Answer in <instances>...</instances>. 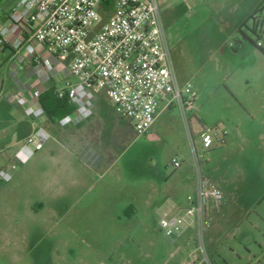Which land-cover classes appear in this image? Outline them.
<instances>
[{
	"label": "rangeland",
	"instance_id": "374dc122",
	"mask_svg": "<svg viewBox=\"0 0 264 264\" xmlns=\"http://www.w3.org/2000/svg\"><path fill=\"white\" fill-rule=\"evenodd\" d=\"M261 1L156 0L173 72L195 110L183 118L158 101L140 134L100 91L81 135L101 157L92 168L60 148L44 172L0 186V264H264V55L236 31L256 40L242 22ZM202 128H216L208 149ZM195 155L227 205L202 239L196 231L176 239L158 214L184 202ZM38 199L45 211L32 216L26 206Z\"/></svg>",
	"mask_w": 264,
	"mask_h": 264
},
{
	"label": "built area",
	"instance_id": "2783aa9c",
	"mask_svg": "<svg viewBox=\"0 0 264 264\" xmlns=\"http://www.w3.org/2000/svg\"><path fill=\"white\" fill-rule=\"evenodd\" d=\"M6 17L7 24L0 27V47L23 49L45 72L52 70V64L37 57L33 43L67 61L75 81H66L56 93L66 95L73 112L57 120L61 126L90 118L100 91L120 119L140 134L151 127L158 101H165L166 108L174 103L183 118L195 110L194 94H182L173 72L156 0H16ZM259 28H264V19L257 23ZM32 94L38 100L39 92ZM24 113L33 118L44 115L39 104L26 106ZM216 134V128L198 132L202 149L212 146ZM48 138L45 130L35 129L21 143L19 154L31 157ZM217 142L223 143V138ZM171 163L180 166L178 160ZM194 168L195 188L186 196V206L176 210L169 206L158 214V225L166 235L194 227L202 239L211 214L219 209L222 192L202 174L196 155ZM10 180L11 174L0 169V182ZM202 261H207L206 255Z\"/></svg>",
	"mask_w": 264,
	"mask_h": 264
},
{
	"label": "crops",
	"instance_id": "0c3cea01",
	"mask_svg": "<svg viewBox=\"0 0 264 264\" xmlns=\"http://www.w3.org/2000/svg\"><path fill=\"white\" fill-rule=\"evenodd\" d=\"M15 1L4 0L0 3V27L7 24L6 14ZM252 10L251 7L247 9L246 13L249 15ZM33 47L37 57L50 60L51 71L45 72L41 66L32 63L29 55L23 49L13 50L10 46L0 47V169H5L12 175L9 182H0V186H7L10 190L24 180L26 172H40V170L44 172L45 160L54 152L60 153L62 150L63 155L69 154L70 157L78 159L83 164L86 163L89 168H92L101 159L94 148L83 144L81 140L82 133L91 128L93 124L94 107L93 115L90 118L74 119L64 126L59 125L57 120L50 121L45 112L38 118L24 113L26 106L40 105L39 101L33 97L34 90L38 91L39 95L49 88H53L56 92V90L64 88L66 81H75L68 72L66 60H58L48 55L38 43H33ZM37 128L45 130L49 134V138L40 150L31 157L24 158L19 154L18 149L24 139ZM29 161H31L30 166L25 169L23 165ZM194 188L195 177L190 182L182 205L171 203L174 208L185 207L186 196L192 194ZM226 205L227 203L223 201L222 197L219 209L211 214L207 228L215 226L222 220ZM26 209L32 216L39 215L45 211V202L39 199L32 201L28 203ZM188 231L195 232V229L194 227L183 228L176 233L175 238L184 237ZM180 249L181 247L177 245L169 255L174 256ZM185 260L186 258L183 257L181 264H186L187 260Z\"/></svg>",
	"mask_w": 264,
	"mask_h": 264
},
{
	"label": "trees",
	"instance_id": "16d2710c",
	"mask_svg": "<svg viewBox=\"0 0 264 264\" xmlns=\"http://www.w3.org/2000/svg\"><path fill=\"white\" fill-rule=\"evenodd\" d=\"M258 13L262 14V19H264V0L242 22V26L248 28L249 32L256 37V40L244 34L241 29H237L236 31L252 44L259 53L264 55V28L256 30L257 24L252 21ZM248 20L252 21L250 27L246 26ZM258 41H260V45L257 44ZM38 101L50 121H56L64 115L73 112V106L67 101L66 95L63 94L61 97L57 96L53 88H49L39 95Z\"/></svg>",
	"mask_w": 264,
	"mask_h": 264
},
{
	"label": "flooded vegetation",
	"instance_id": "af4514ba",
	"mask_svg": "<svg viewBox=\"0 0 264 264\" xmlns=\"http://www.w3.org/2000/svg\"><path fill=\"white\" fill-rule=\"evenodd\" d=\"M262 19V14H260V13H258L255 17H254V19L252 20L254 23H259V21ZM251 21V22H252Z\"/></svg>",
	"mask_w": 264,
	"mask_h": 264
}]
</instances>
